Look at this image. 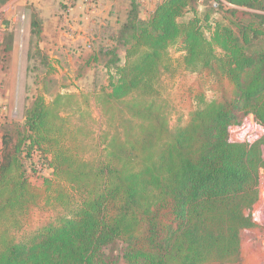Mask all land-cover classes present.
Returning <instances> with one entry per match:
<instances>
[{
  "label": "trees",
  "instance_id": "obj_1",
  "mask_svg": "<svg viewBox=\"0 0 264 264\" xmlns=\"http://www.w3.org/2000/svg\"><path fill=\"white\" fill-rule=\"evenodd\" d=\"M198 4L164 0L148 19L133 5L99 48L107 84L93 94L112 128L94 157L72 123L84 89L35 80L24 123L2 136L0 264H114L120 244L127 264H240L264 166V15L215 20ZM249 115L260 131L231 142Z\"/></svg>",
  "mask_w": 264,
  "mask_h": 264
},
{
  "label": "rangeland",
  "instance_id": "obj_2",
  "mask_svg": "<svg viewBox=\"0 0 264 264\" xmlns=\"http://www.w3.org/2000/svg\"><path fill=\"white\" fill-rule=\"evenodd\" d=\"M162 1L0 0V150L6 128L24 123L27 104L36 92L35 80H39L41 90L48 84V94L59 90L58 82L65 79L71 89H84L87 94L86 98H81L85 102L86 115L83 118L75 116L72 123L85 128L84 133L79 134L85 156H96L104 132L112 128L102 116L93 94L99 84H107L103 66L109 56L100 54L99 48L115 43L118 29L133 5H137L142 19H148ZM198 2L200 12L212 10L211 17L215 20L234 17L233 13L264 15L262 10L227 0ZM39 28L42 30L40 37ZM172 52L175 57L181 55L179 50ZM94 55H98L100 61L91 62ZM44 56L47 57L44 59ZM48 63L53 67L50 73ZM71 105L72 108L76 106L75 103ZM34 161L42 174H51L49 169L42 168L38 157ZM33 177L35 180V175ZM257 190V201L246 211L255 225L241 232L240 264H264V166L260 168ZM122 247L120 244L118 250L113 251L114 264H127L120 255ZM111 250L110 246L106 248L108 253Z\"/></svg>",
  "mask_w": 264,
  "mask_h": 264
},
{
  "label": "built area",
  "instance_id": "obj_3",
  "mask_svg": "<svg viewBox=\"0 0 264 264\" xmlns=\"http://www.w3.org/2000/svg\"><path fill=\"white\" fill-rule=\"evenodd\" d=\"M261 127L253 115L247 116L243 123L239 126H231L229 128V140L236 143H244L247 139L258 133Z\"/></svg>",
  "mask_w": 264,
  "mask_h": 264
}]
</instances>
